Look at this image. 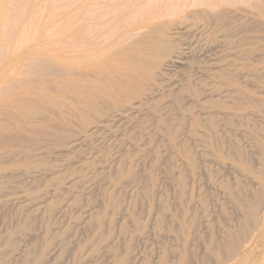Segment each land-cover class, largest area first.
Wrapping results in <instances>:
<instances>
[{
    "label": "rangeland",
    "instance_id": "374dc122",
    "mask_svg": "<svg viewBox=\"0 0 264 264\" xmlns=\"http://www.w3.org/2000/svg\"><path fill=\"white\" fill-rule=\"evenodd\" d=\"M236 261L264 264V0H0V264Z\"/></svg>",
    "mask_w": 264,
    "mask_h": 264
},
{
    "label": "bare ground",
    "instance_id": "6f19581e",
    "mask_svg": "<svg viewBox=\"0 0 264 264\" xmlns=\"http://www.w3.org/2000/svg\"><path fill=\"white\" fill-rule=\"evenodd\" d=\"M2 17V16H1ZM84 22V21H83ZM237 263V261L234 263V264H236Z\"/></svg>",
    "mask_w": 264,
    "mask_h": 264
}]
</instances>
